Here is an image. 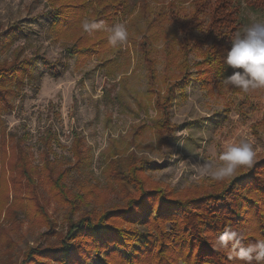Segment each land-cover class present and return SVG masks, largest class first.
<instances>
[{"label":"rangeland","instance_id":"rangeland-1","mask_svg":"<svg viewBox=\"0 0 264 264\" xmlns=\"http://www.w3.org/2000/svg\"><path fill=\"white\" fill-rule=\"evenodd\" d=\"M225 1L127 0L128 11L110 10L85 46L109 38L117 23L127 27L126 42L106 41L89 56L69 57L71 33L67 42L54 40L49 14L67 0H0V62L18 54L34 59L0 126L27 137L45 180L36 177L39 198L13 207L1 224L0 264H19L29 247L58 242L71 212L78 218L94 207L122 205L135 190L126 185L129 167L143 169L136 175L149 185L196 196L215 182L200 172L206 163L207 172L218 166L224 145L247 140L255 152L253 163L230 177L264 160V88L246 93L226 86L235 69L225 65L218 78L203 61L217 52L226 62L232 42H221L228 28L216 10ZM231 1L243 27L264 20V10ZM171 84H177L172 91ZM48 129L55 141L45 169L40 145ZM81 195L82 204L74 200ZM3 198L0 186V204Z\"/></svg>","mask_w":264,"mask_h":264},{"label":"trees","instance_id":"trees-1","mask_svg":"<svg viewBox=\"0 0 264 264\" xmlns=\"http://www.w3.org/2000/svg\"><path fill=\"white\" fill-rule=\"evenodd\" d=\"M245 1L254 11L264 10V0ZM126 4L127 0H67L49 12L53 38L67 42L64 39L71 33L66 55L89 56L109 38L85 46L91 31L85 32L77 19L103 22L110 10L117 14L122 9L125 14ZM223 5V10L218 7L216 10L221 13V24L228 32L220 40L230 44L243 26L234 2L225 1ZM79 25L81 28L76 30ZM215 53V58L212 55L203 61L208 67H214V71L207 72L220 78L225 75L227 64H222L224 56ZM33 61V58L20 59L18 54L11 61L0 62V125L3 115L12 108L11 96L26 85ZM175 85H170L171 91ZM52 134L48 129L41 140L45 169L54 154ZM26 138L0 126V186L4 189L0 226L10 220L13 207L20 206L25 199L33 202L39 198L36 177L45 181L40 165L33 164L34 153L25 144ZM78 151L74 148L77 155ZM142 170L137 166L127 168L126 185L135 190L126 196L122 205L94 207L78 218H74L76 212H71L65 233L58 235L59 241L29 247L19 264H246L236 257L239 248L264 240V160L229 179L215 181L209 190L196 196L175 195L172 190L149 185L146 179L136 175ZM52 182L58 188L62 186L57 180ZM52 188L53 184L51 193ZM76 199L80 204L84 201L82 195ZM41 213L42 219L50 224L45 212ZM233 233L235 238H227L224 246L218 244L221 234L232 237Z\"/></svg>","mask_w":264,"mask_h":264},{"label":"clouds","instance_id":"clouds-1","mask_svg":"<svg viewBox=\"0 0 264 264\" xmlns=\"http://www.w3.org/2000/svg\"><path fill=\"white\" fill-rule=\"evenodd\" d=\"M100 27L101 22L89 21L88 19L82 21V28L87 33ZM127 39L128 30L124 23H117L112 26L109 37L110 43L115 45L119 41L120 44H123ZM226 63L235 69L223 81L226 86L231 85L246 93L264 88V20L253 21L234 35L231 47L227 52ZM254 157L253 147L247 140L227 144L224 145L219 156L220 163L218 166L207 172L204 169L210 168L211 165L206 163L200 174L209 175L211 179L221 181L234 175L239 167L250 166ZM227 238H235V234L233 233L232 237L221 234L218 238V244L224 246ZM236 257L245 261L246 264H252L253 260L256 261V264H262L264 262V240H257L246 247H240Z\"/></svg>","mask_w":264,"mask_h":264}]
</instances>
